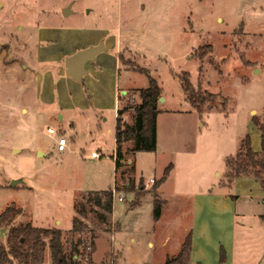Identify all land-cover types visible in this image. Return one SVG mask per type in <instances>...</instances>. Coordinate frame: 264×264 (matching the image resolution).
<instances>
[{
	"label": "rangeland",
	"instance_id": "1",
	"mask_svg": "<svg viewBox=\"0 0 264 264\" xmlns=\"http://www.w3.org/2000/svg\"><path fill=\"white\" fill-rule=\"evenodd\" d=\"M100 43L103 51L84 63L81 79L65 74L67 55ZM207 45L212 51L199 59ZM143 69L162 89L156 148L130 153L132 142L124 143L115 173L116 110L139 102L137 89L149 83ZM182 71L216 96L202 112L185 100ZM131 113L122 120L131 124ZM254 117L264 121V0H0V213L21 208L0 225V243L9 226L30 222L61 229L66 255L82 264H161L158 240L168 232L166 251L175 252L196 195L210 190L226 195L239 214L264 213L258 181L230 182L226 164L246 135L261 150ZM60 136L67 140L62 151ZM128 181L133 191L123 188ZM108 188L116 190L107 223L88 211L83 220L91 230L71 232L75 199ZM155 196L166 211L160 223ZM150 238L156 246H147ZM235 239V264H264L261 220L238 217ZM43 264H51L48 249Z\"/></svg>",
	"mask_w": 264,
	"mask_h": 264
},
{
	"label": "trees",
	"instance_id": "2",
	"mask_svg": "<svg viewBox=\"0 0 264 264\" xmlns=\"http://www.w3.org/2000/svg\"><path fill=\"white\" fill-rule=\"evenodd\" d=\"M212 51V46L200 48L201 52L197 55L199 59L205 58V55ZM205 50V51H204ZM143 73L148 76V86L137 89L139 102L132 105H127L122 108H117L115 118V173L122 165L124 160V153L122 145L131 141V146L127 149L128 152L134 153L136 151H153L156 148V118L160 109L157 107L158 99L161 97L162 89L157 80L150 76L148 70L143 69ZM183 92H185V100L196 110L202 112V106L207 102L213 101L216 96L213 93L201 91L195 88L189 79V73L182 71L177 75ZM133 110V122L131 124L122 120L121 116L128 109ZM256 126L260 131L261 150L254 151L251 148L249 136L246 135L239 147L237 157H229L226 159V164L230 169L228 179L230 182L237 177H252L258 181L264 193V121H259L254 117ZM167 166L162 178V182L167 175ZM134 184L128 181L123 188L126 191H133ZM116 188H108L99 191H89L81 195L80 199H75L73 208L76 214L73 216L70 231L77 233L80 231H90L89 226L84 222L83 217L88 211H93L99 222L106 224L108 215L112 213L113 209V195ZM141 192H137L136 196L140 197ZM84 204H88L89 209L85 208ZM135 205V204H134ZM97 208V209H95ZM153 217L157 219L161 211V199L157 196L154 198ZM21 212L20 207L14 204L8 205L0 213V225H9L12 219ZM61 229L57 227L43 228L33 226L30 222L9 226L6 241L0 243V264H43L45 250L48 249L51 259V264H82L78 258L73 256L68 257L64 251L62 244ZM74 243V251L77 252L82 239H78ZM86 247V245L84 246ZM191 246V232H188L182 242L181 247L176 255L167 258L161 264H190L188 263L189 252ZM84 252V251H83ZM79 257V256H78ZM219 260H225V251L220 247ZM200 264V263H197Z\"/></svg>",
	"mask_w": 264,
	"mask_h": 264
},
{
	"label": "crops",
	"instance_id": "3",
	"mask_svg": "<svg viewBox=\"0 0 264 264\" xmlns=\"http://www.w3.org/2000/svg\"><path fill=\"white\" fill-rule=\"evenodd\" d=\"M88 45L89 44L84 46L83 49ZM70 55H67L66 57ZM117 64H119V60L117 61ZM162 110L164 109H160V112L156 118V131L159 127L158 121ZM193 111L194 110L188 109L186 112H188L189 115H192ZM131 114L133 115V113ZM161 211L162 212L160 213V216L155 219L157 223H160L161 220L164 219V213H166V211L164 208H162ZM190 212V223L185 225V235L182 240H179L180 242L178 243V246L176 245L175 250H173L175 252L169 253L166 251V247L171 243V235L168 232L162 234L161 238L158 240L157 245H159V248L164 249L163 263L167 258L177 254L186 234L191 232L192 247H190L188 263L235 264L234 255L235 250L237 249L235 239L236 219L240 217L244 222H248L250 219L255 218L261 220V222L264 223L263 212H255L253 215H250L247 212H242L239 214L236 211V207L232 205L231 201L228 200L226 195L213 194L210 190H208L206 193H203L202 195L194 196V201L192 203V209ZM151 229H147V236L149 237L151 236L149 232ZM139 240V235H131L130 237V241L133 243H138ZM147 246L154 247L156 245L155 242L150 238L147 240ZM220 247H222L225 251L224 261L219 260ZM117 250L121 252L119 249ZM239 255L242 258V255H245V253L240 252ZM242 264L244 263L242 262Z\"/></svg>",
	"mask_w": 264,
	"mask_h": 264
},
{
	"label": "water",
	"instance_id": "4",
	"mask_svg": "<svg viewBox=\"0 0 264 264\" xmlns=\"http://www.w3.org/2000/svg\"><path fill=\"white\" fill-rule=\"evenodd\" d=\"M63 15L70 14V8H64L62 11ZM103 44L91 45L84 49H80L73 53L72 55L64 59V71L66 75L71 76L74 79H81V76L85 73L84 63L94 57L99 51H103ZM125 91H122L124 94ZM163 100L162 97H159V101ZM17 183V180H12L11 185Z\"/></svg>",
	"mask_w": 264,
	"mask_h": 264
},
{
	"label": "built area",
	"instance_id": "5",
	"mask_svg": "<svg viewBox=\"0 0 264 264\" xmlns=\"http://www.w3.org/2000/svg\"><path fill=\"white\" fill-rule=\"evenodd\" d=\"M118 103H119V99H118ZM48 132L50 133H53V129L49 128L48 127ZM67 140H65L64 137L60 136L58 139H57V150L58 151H62L65 149V146H66V142ZM91 157L93 158H99L100 157V154L98 152H92L91 153ZM151 182H153V179L150 180ZM113 192H115V190H113ZM119 199H122V196H119Z\"/></svg>",
	"mask_w": 264,
	"mask_h": 264
}]
</instances>
